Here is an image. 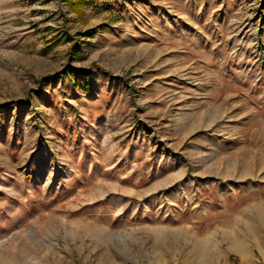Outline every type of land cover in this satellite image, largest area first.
<instances>
[{
    "label": "rangeland",
    "instance_id": "rangeland-1",
    "mask_svg": "<svg viewBox=\"0 0 264 264\" xmlns=\"http://www.w3.org/2000/svg\"><path fill=\"white\" fill-rule=\"evenodd\" d=\"M0 264H264V0H0Z\"/></svg>",
    "mask_w": 264,
    "mask_h": 264
},
{
    "label": "trees",
    "instance_id": "trees-1",
    "mask_svg": "<svg viewBox=\"0 0 264 264\" xmlns=\"http://www.w3.org/2000/svg\"><path fill=\"white\" fill-rule=\"evenodd\" d=\"M76 85L81 87L87 93L91 90V81L87 76H83L81 81L76 82Z\"/></svg>",
    "mask_w": 264,
    "mask_h": 264
}]
</instances>
